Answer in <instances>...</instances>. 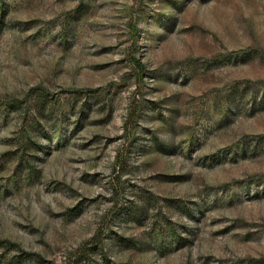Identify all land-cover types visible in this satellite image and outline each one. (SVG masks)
<instances>
[{"label":"rangeland","instance_id":"rangeland-1","mask_svg":"<svg viewBox=\"0 0 264 264\" xmlns=\"http://www.w3.org/2000/svg\"><path fill=\"white\" fill-rule=\"evenodd\" d=\"M0 264H264V0H0Z\"/></svg>","mask_w":264,"mask_h":264}]
</instances>
